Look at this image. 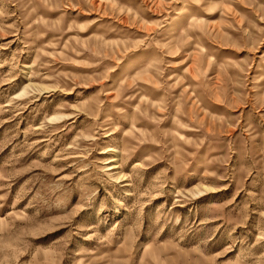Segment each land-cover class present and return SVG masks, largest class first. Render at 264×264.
<instances>
[{"label": "rangeland", "instance_id": "1", "mask_svg": "<svg viewBox=\"0 0 264 264\" xmlns=\"http://www.w3.org/2000/svg\"><path fill=\"white\" fill-rule=\"evenodd\" d=\"M0 264H264V0H0Z\"/></svg>", "mask_w": 264, "mask_h": 264}]
</instances>
